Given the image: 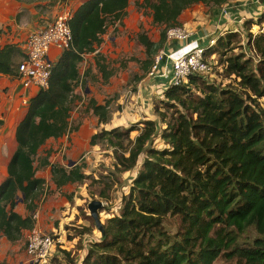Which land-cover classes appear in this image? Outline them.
Segmentation results:
<instances>
[{"label":"trees","instance_id":"1","mask_svg":"<svg viewBox=\"0 0 264 264\" xmlns=\"http://www.w3.org/2000/svg\"><path fill=\"white\" fill-rule=\"evenodd\" d=\"M227 1L143 0L153 23L163 26V31L158 43L144 32L137 34V40L151 58L165 42L166 30L178 26L182 11ZM127 5L128 0H87L74 10L69 20L72 46L55 60L48 86L28 99L15 128L16 148L0 183V237L11 243L35 226L32 214L45 184L36 176L38 167L49 166L57 188L88 178L81 165L67 168L50 163L48 153L40 152L48 139L73 130L74 89L82 78L79 64L84 54L96 51L107 22L121 21ZM253 25L258 26L255 34ZM259 25L258 19L247 18L242 26L248 32L246 45L257 56L255 62L243 53L221 54L224 72L235 76L237 86H220L207 77L190 75L163 90L165 111L155 108L163 127L144 119L91 135L90 145L106 142L112 148L118 171L134 168L143 157L119 213L106 219L105 236L90 242L80 264H213L218 257L235 253L246 264H264V104L259 103L264 98V29ZM239 32L218 35L205 54L233 49L230 44ZM23 56L17 45H0V74L16 77ZM101 58L99 52L94 54L95 66L107 80L111 72ZM109 104L90 98L86 108L105 124ZM132 131H137L133 138ZM156 137L164 148L153 146ZM99 194L107 196L105 191ZM19 200L24 215L16 211ZM168 217L178 222L173 233L163 226ZM250 228L256 233L252 244L238 249L237 238Z\"/></svg>","mask_w":264,"mask_h":264},{"label":"rangeland","instance_id":"2","mask_svg":"<svg viewBox=\"0 0 264 264\" xmlns=\"http://www.w3.org/2000/svg\"><path fill=\"white\" fill-rule=\"evenodd\" d=\"M142 1L128 0L125 15L121 21L109 20L96 51L83 55V60L79 64L82 78L74 89L76 98L72 103L70 116V125L73 130L65 135V138L63 137V142L55 140V147L49 149L44 147L40 152L41 156L48 153V158L53 163L67 168L74 164L81 165L82 171L88 175V178L83 182L69 183L57 188L51 180L50 172L47 173V187L43 186L36 207L39 215L35 223L39 221V226H35L60 239V243L55 244L48 264L81 263L90 242L97 241L101 237L100 231L95 227L94 221L89 215L88 203L91 200L102 201L103 206L98 210V213L100 221L104 224L108 217L119 213L123 203L122 199L128 194L131 181L140 168L143 155H140L134 168L125 172L115 169L112 148L108 147L106 142L90 145L91 135L100 131V127L103 129L104 127L106 129L127 128L144 119L156 120L159 127L164 126L159 120L155 108L158 107L165 111L166 107L163 106L162 100H164L163 90L166 83L164 79L155 77L150 72L156 56L162 50L170 49L172 41L166 37L163 45L152 54L151 58L146 56L144 47L137 40V34L144 32L149 39L158 43L163 26L153 23L150 9L141 4ZM204 7L212 8L213 6L204 5ZM70 9L73 11L72 8ZM254 12L257 13V11ZM261 13L262 18L252 17V19H258L259 27L264 29V11ZM226 17V19H230L231 16ZM257 29L258 26L253 25L251 32L257 33ZM239 30L238 38L230 44L233 49L227 48L221 52L216 49V53L211 54L213 58L209 60L212 62V69L207 76L208 81L220 86L228 83L237 86L235 76H227L224 72L222 61L225 56H221L222 53H226V56L243 53L252 57L255 62L256 54L246 45L248 32L244 29ZM57 52L60 51L56 49ZM96 52L102 55L100 62L106 65L111 72L107 80L95 66L94 54ZM51 57L54 58V55ZM24 96L22 95V99ZM90 98L100 103L110 102L107 123L96 124L95 116L90 114L91 111L86 108ZM259 103L262 106L264 98L259 99ZM83 122H86L87 126L79 128ZM136 134L137 131L130 133L132 138ZM69 143L75 145L77 149L75 153L70 152L71 145ZM152 144L158 149L165 147L159 137L154 138ZM72 162L73 164L70 165ZM39 168L41 167L37 169ZM46 168L45 166L40 170L45 171ZM100 191H105L107 196H100ZM16 206L25 209L21 200L17 202ZM163 226L165 230L173 233L178 227V222L175 218L168 217L164 220ZM255 236L256 233L253 229H248L237 238L236 247L239 249L242 245L252 244ZM24 243L22 242L16 250H9L10 258L14 259L13 264L17 263V260L20 259L18 256L24 253ZM63 251H67L68 256ZM29 263L25 255L19 264ZM213 264H246V262L235 253L232 256L222 255Z\"/></svg>","mask_w":264,"mask_h":264},{"label":"crops","instance_id":"3","mask_svg":"<svg viewBox=\"0 0 264 264\" xmlns=\"http://www.w3.org/2000/svg\"><path fill=\"white\" fill-rule=\"evenodd\" d=\"M86 1L87 0H0V45L14 44L22 49L23 43L32 30L39 28L62 10L70 7L74 11ZM261 3L264 2L259 1L257 4L254 0H228L221 6H214L212 8L204 7L203 4L192 5L179 15L178 26L189 32L188 41L200 38L205 34L217 37L227 31L242 29L243 21L247 18H258L259 13L262 12ZM222 7L229 8V14L231 15V17L229 16L230 19H226L227 17L222 15ZM254 11H257V13ZM181 44H183V42ZM179 45V42H173L170 45V49L176 48ZM165 50H167V48ZM55 53L56 49L51 48L50 55H54V60H57L61 52L60 54H57L58 52ZM36 92L37 91L33 88L30 90L22 88L16 77L0 74V183L7 175V163L16 148V125L26 111L27 106L22 103V95L26 96V94H29L30 97ZM90 114H92V112ZM93 116L95 115L93 114ZM95 120L96 124H98L99 122L96 116ZM99 124L102 125L103 123ZM86 126V122H83L80 124L79 128ZM100 128L103 129V127ZM104 129L106 128L104 127ZM63 137L65 138L66 136L64 135L57 139H48L41 150L44 147L48 149L50 147H55V140L63 142ZM69 145H71V143H69ZM76 150L75 145L72 143L70 152L72 151V153H75ZM48 161L53 163L50 158H48ZM46 167L45 171L40 170L41 168L37 169L36 176L43 178L45 180L44 186L47 187V173L50 172V168L49 166ZM16 211L22 215L26 213L23 207L19 208L16 206ZM35 211L39 215L37 208ZM35 225L39 226V221H37ZM28 232L29 230H25L22 238L15 243H11L4 237H0L1 263L5 264L6 262V264H13L14 259L10 258L11 254L9 250H16L22 242L24 243ZM25 255L24 249V253L18 256L20 259H18L15 264H19ZM14 256L16 257V255Z\"/></svg>","mask_w":264,"mask_h":264},{"label":"built area","instance_id":"4","mask_svg":"<svg viewBox=\"0 0 264 264\" xmlns=\"http://www.w3.org/2000/svg\"><path fill=\"white\" fill-rule=\"evenodd\" d=\"M254 1L257 4L259 2ZM261 9L263 12L264 3H261ZM221 13L224 16H231L229 8L226 7H222ZM71 16L72 11L66 8L28 34L23 43L24 56L18 65L16 76L22 88L26 90L33 88L39 91L48 86L55 62L50 55L51 48L62 52L72 46V32L69 25ZM166 37L172 41L171 43L179 42L180 45L167 51L162 50L156 56L150 72L151 75L165 80V88L186 81L190 75L197 74L207 77L211 73L212 62L209 59L213 57L212 55L207 56L205 49L215 44V36L204 35L188 41L189 32L179 26H174L166 30ZM28 99L29 94H26L22 99L23 105L27 106ZM32 217L36 221L38 213L35 211ZM58 243H60L59 238L34 226L32 230H29L25 239L27 261L32 264H48L55 244Z\"/></svg>","mask_w":264,"mask_h":264},{"label":"water","instance_id":"5","mask_svg":"<svg viewBox=\"0 0 264 264\" xmlns=\"http://www.w3.org/2000/svg\"><path fill=\"white\" fill-rule=\"evenodd\" d=\"M260 2H264V0H259ZM72 163H70V165H72ZM103 206L102 201L100 200H91L88 205L87 208L89 210V215L92 217L93 221H94V225L95 227L100 231L101 233V237L105 236V232H104V228H103V224L100 221L99 218V213L98 210L101 209ZM32 264V263H29Z\"/></svg>","mask_w":264,"mask_h":264},{"label":"bare ground","instance_id":"6","mask_svg":"<svg viewBox=\"0 0 264 264\" xmlns=\"http://www.w3.org/2000/svg\"><path fill=\"white\" fill-rule=\"evenodd\" d=\"M168 72V71H167Z\"/></svg>","mask_w":264,"mask_h":264}]
</instances>
